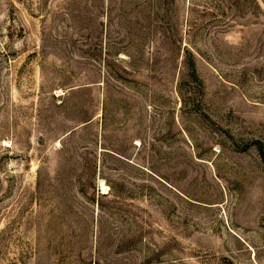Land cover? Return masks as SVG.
Here are the masks:
<instances>
[{
  "label": "rangeland",
  "instance_id": "1",
  "mask_svg": "<svg viewBox=\"0 0 264 264\" xmlns=\"http://www.w3.org/2000/svg\"><path fill=\"white\" fill-rule=\"evenodd\" d=\"M0 264H264V0H0Z\"/></svg>",
  "mask_w": 264,
  "mask_h": 264
},
{
  "label": "trees",
  "instance_id": "2",
  "mask_svg": "<svg viewBox=\"0 0 264 264\" xmlns=\"http://www.w3.org/2000/svg\"><path fill=\"white\" fill-rule=\"evenodd\" d=\"M194 66H195V62H193Z\"/></svg>",
  "mask_w": 264,
  "mask_h": 264
}]
</instances>
